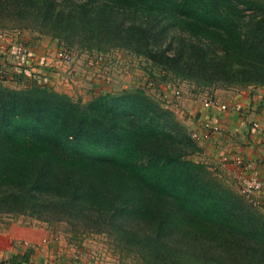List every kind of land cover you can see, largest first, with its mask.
<instances>
[{
    "label": "trees",
    "instance_id": "obj_1",
    "mask_svg": "<svg viewBox=\"0 0 264 264\" xmlns=\"http://www.w3.org/2000/svg\"><path fill=\"white\" fill-rule=\"evenodd\" d=\"M8 26L96 61L121 50L207 97L264 85V0H0ZM16 71L23 88L0 84V215L104 233L141 264H264V211L190 160L186 128L142 89L81 103Z\"/></svg>",
    "mask_w": 264,
    "mask_h": 264
},
{
    "label": "rangeland",
    "instance_id": "obj_2",
    "mask_svg": "<svg viewBox=\"0 0 264 264\" xmlns=\"http://www.w3.org/2000/svg\"><path fill=\"white\" fill-rule=\"evenodd\" d=\"M31 35V33L24 30L17 33L14 29L10 28L9 26L1 27L0 51L4 49H9L10 46H15V48L28 46V43H24L25 41L29 42V37ZM32 38H35V36H33ZM43 40L49 41L47 44L45 42H41L40 45L38 44L39 47L43 45L41 48L45 49L44 52L39 53L38 55L36 53L40 52L42 49L38 50V52L36 50L34 55L29 57L28 62L26 64L29 67H31V63L36 65L34 70L39 71V73H34H36L37 77H39L38 75L41 76L40 67H44V69H47L46 76H43L47 79L49 75L53 74V72L50 71L51 67H54L55 71H57L55 65L65 63L58 61L56 58V54L60 51L63 52L64 50L56 47L55 43L48 38H45ZM29 45L32 46L31 44ZM87 54H76V52H73L70 55L67 54L69 60L66 63H69L75 57V60L77 61V64H75V66L83 70L82 72H84V76H79L76 73L75 80H73L72 74L68 76V82L66 84L71 85L72 88L76 87L75 90H73L74 95H71V99L74 101L79 100L81 103H86L93 98H88L90 91L88 89L90 86H92V82L101 85L102 87H100V90H103V87H106L107 85H111L112 87H114L113 89L115 90H118L121 87L124 89L132 87L139 88L142 89L148 96L152 97L162 109L170 111L174 115L176 120L181 123L180 117L177 118V116L173 113V110L179 109L178 105L181 101L180 99L182 96L190 98L191 96H189V94H198V92L194 93V91L197 90H195L193 86H190V84L186 82L172 81V79L169 78L165 82H160V75L156 71L153 72L155 74L154 76L150 75L148 69H146L147 67L142 61L139 62L135 59H131L130 61H128L127 57L125 60L124 53L121 52V50H113L109 55L101 57V59H99L98 61H96L94 58H87ZM40 58H43V60H41ZM89 61H92L91 65L88 64ZM76 67H74V72L77 70ZM3 70L4 68L0 70V84L3 87L9 89H20L25 86V83L18 82L16 81V79H13L10 76V70L12 69L8 70L7 68V72ZM52 77H54V75ZM42 79L48 87H50L49 85H52L51 83H53V87H56L55 78L52 80L50 79V83L48 81V84L47 81L44 80V78ZM63 80L67 81L65 77L62 76V81ZM149 82L152 84L151 90L145 87V85ZM175 84H178V86H170ZM175 90H178L180 92V97L178 99H174V97L172 96V93ZM82 95L87 98H85V100L82 99ZM198 151L191 155L189 159L201 163L206 168V170L211 173L213 178L218 180L221 185L240 196L242 199L241 201L247 206L258 211H264V206L254 205L240 193L241 185L239 180L232 176V174L228 173L224 166L215 164V161H211L209 159H199L197 155ZM225 154L226 153H224L223 155ZM16 222H19V224L25 226L36 225L43 227L45 230H48V238L43 240L44 242H46V244L47 240L50 239L55 244L60 242L61 244L65 243V245L67 244L71 246L70 250L73 251V254H68L61 252L63 249L66 248H61L59 247L60 244H58L57 248L59 247L62 249L60 252H58V255L52 253L50 254L52 255L51 258H47V256H42L41 258H39V261H41L40 264H71L74 263V261H78L77 259L79 257L82 260L80 261V263L84 264H141L139 260H137L136 257H134L133 255L126 254L125 252H120L119 249L116 247L115 243L113 242L112 238L108 237L106 234L94 233L87 230L83 231L77 228L74 229L64 222L45 223L21 215H0V230L5 229L9 224ZM18 245L20 246L23 244L20 243ZM61 257H63L64 259L63 263L59 262V259ZM73 257H75V259Z\"/></svg>",
    "mask_w": 264,
    "mask_h": 264
},
{
    "label": "crops",
    "instance_id": "obj_3",
    "mask_svg": "<svg viewBox=\"0 0 264 264\" xmlns=\"http://www.w3.org/2000/svg\"><path fill=\"white\" fill-rule=\"evenodd\" d=\"M41 42L47 44L49 41L43 39L37 41L30 36L29 42L25 41L24 44L28 43L27 45L32 50L33 56L36 50L38 52V50L42 49L41 47L43 45L39 47ZM6 50L7 51L4 55H0V70L4 68L5 72H7L12 69L10 70V76L15 79L17 78V72L12 65L13 54L11 52V46ZM44 50L45 49L43 48L36 54L39 55V53H43ZM75 59L76 58L74 57V61L72 60L69 63L65 62L63 64L55 65L57 71H55L54 67H51L50 71L53 72V74L47 77L48 80L43 77L47 74V69H44V67H40L41 76H38L41 79L44 78V80L47 81V84L48 81L50 83V79L52 80L55 78L56 87H53V83L49 86L53 88L54 91L64 93L71 97V95H74L73 90H75L76 87L72 88L71 85L66 84L68 82V76L72 74L73 80L76 79V73L79 76H84V72H82L83 70L75 66V64H77ZM41 60H43V58ZM25 66L28 67V75L30 73L35 75L36 73H39V71L34 70L36 65L33 63H31V67L27 64ZM74 67L77 68L75 72ZM13 75H15V77ZM53 75L54 77H52ZM62 76L65 77L67 81H62ZM21 80L27 82L28 78L23 77ZM100 87L102 86L92 82V86L88 89L90 90L88 98L97 97L115 90L111 85L103 87V90H100ZM205 93L208 95V98L207 96L205 98L213 100L217 105H225L226 110L218 111L215 108L204 109L201 106V100L205 95L193 93L189 94L191 99L182 96L178 105L179 109L173 110V113L177 118L180 117V122L186 128L188 134L193 130L199 129V123L206 119L216 122L221 126V134H218L209 140L195 143L199 150L197 153L199 159H209L215 161V164H218L217 159H219V156L224 153H226L225 155L240 157L242 162L258 172L263 183L262 195L264 197V85L246 87L243 89H214ZM85 98L87 97H82L84 100ZM252 123H257L258 128L252 130ZM224 168L228 173L234 176L235 169L232 164H226L224 165ZM48 233V230L36 225L25 226L19 224V222L9 224L5 229L0 230V262L6 261L10 255L21 252L24 249H30L32 251L31 264H40L41 261H39V258L42 256L51 258L52 255L50 254L52 253L58 255V252H60L63 247L66 249H63L61 252L73 254V251L70 250L71 246L67 244L65 245V243L61 244L59 242L55 244L50 239H48L50 242L47 240V244L46 242H42L44 239L48 238ZM20 243L23 245L19 246L18 244ZM58 244H60L59 247L61 248H57ZM73 258L75 259V257ZM77 260L78 261H74V263L71 264H84L80 263V261H82L80 257Z\"/></svg>",
    "mask_w": 264,
    "mask_h": 264
},
{
    "label": "built area",
    "instance_id": "obj_4",
    "mask_svg": "<svg viewBox=\"0 0 264 264\" xmlns=\"http://www.w3.org/2000/svg\"><path fill=\"white\" fill-rule=\"evenodd\" d=\"M7 50L0 51V55H4ZM11 52L13 54V66L16 70L17 68L23 67L28 62L30 56H32V50L28 46L22 47H11ZM56 58L61 62H68L69 58L65 51L58 52L56 54ZM89 65L92 64V61L88 62ZM17 72V71H16ZM145 87L149 90L152 89V84L149 82L145 85ZM174 99H178L180 97V92L175 90L172 93ZM208 98V97H207ZM203 98L201 100V106L204 109L215 108L218 111L226 110L225 105H217L213 100ZM167 105V104H166ZM258 128L257 123L251 124V129L255 130ZM222 128L221 126L210 120H202L199 123V129L193 130L189 133V138L194 143H199L204 140H209L214 136L221 134ZM218 165L224 166L226 164H232L234 166L235 172L234 177L239 180L241 188L240 193L249 200V202L253 203L256 206H264V197L262 195L263 191V183L259 177V174L256 170L251 169L247 164L242 162L241 158L234 155H221L219 156ZM44 242V241H42ZM61 263H63L64 259L61 257L59 259ZM60 264V263H57Z\"/></svg>",
    "mask_w": 264,
    "mask_h": 264
}]
</instances>
